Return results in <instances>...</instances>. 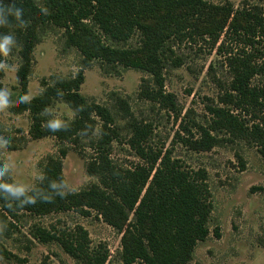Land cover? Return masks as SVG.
I'll return each instance as SVG.
<instances>
[{
    "label": "rangeland",
    "instance_id": "obj_1",
    "mask_svg": "<svg viewBox=\"0 0 264 264\" xmlns=\"http://www.w3.org/2000/svg\"><path fill=\"white\" fill-rule=\"evenodd\" d=\"M37 1L42 5L43 0ZM208 1L217 4L226 0ZM230 1L235 8L258 5V16L240 18V34L222 33L214 44L207 33L193 38L188 34L217 29L223 18L192 11L182 24L187 29L186 36L171 40L173 52L168 53L170 58L165 67L155 65L162 90L173 94L176 100L175 108L170 103L141 96L144 84L153 90L161 87L151 71L102 56L94 57L85 68L80 88L81 94L108 108L114 118L109 126L113 130L115 127L117 135L106 155L113 162L120 183L128 181L136 170L148 173L149 164L130 143L135 124L152 130L146 141L155 149L171 148L173 157L185 166L207 171L213 202L210 234L198 243L193 259L187 264H264V156L252 133L253 125L264 128V94L259 96L262 105H238L240 95L230 87L236 59L248 57L253 65H264V0H246L244 4V0ZM179 13L170 14L173 27L177 26ZM165 14L166 9L160 16ZM64 19L50 24L34 48L28 99L41 95L47 84L56 79L74 77L85 60V50L95 49L88 34ZM16 34L12 26L0 29V44L8 40L6 54L0 52L3 69L0 98L4 101L0 105V162L9 169L14 181L29 191L38 185L49 159L58 158L60 149L66 147L64 189L76 192L93 185L104 188L100 174L90 171L91 164H101L104 153L95 145L101 138L104 117L92 115L89 132H81L79 139L70 140L53 134L35 137L32 111H17L20 94L17 70L21 60ZM137 43L138 37H134L125 46ZM175 59H181L182 64L176 66ZM251 84L263 88L264 73L257 74ZM212 107H221L223 117L237 119L243 123L242 127L236 126L235 132L226 128L212 131L220 142L208 149L196 148L202 128L210 127L218 119L209 109ZM44 115L46 122L54 125H64L78 117L77 111L60 98L52 100ZM85 209L82 212L75 207L54 208L45 214L23 209L17 219L8 216L1 224L0 264H81L60 242L41 241L32 234L37 226L69 230L78 225L87 229L91 246L102 244L108 249L105 264H145L140 259L127 263L122 256L123 238L133 212L128 221L112 212L115 222L110 223L96 207ZM215 228L220 236L214 233Z\"/></svg>",
    "mask_w": 264,
    "mask_h": 264
},
{
    "label": "trees",
    "instance_id": "obj_2",
    "mask_svg": "<svg viewBox=\"0 0 264 264\" xmlns=\"http://www.w3.org/2000/svg\"><path fill=\"white\" fill-rule=\"evenodd\" d=\"M257 8L256 4L235 8L230 0L217 4L208 0H43L42 5L37 0H0V29L4 25L15 28L19 43L21 61L17 76L20 94L16 108L17 111H32L35 119L32 129L34 136L53 134L62 139L77 140L82 133L89 132L88 123L93 121L92 115L106 119L101 127V138L95 143L96 148L104 152L101 164H91L90 168L91 172L100 174L104 188L93 185L76 192L64 189L63 158L67 154L66 147L60 149L58 158L49 159L43 177L29 191L21 188L11 177L9 169L0 162V232L1 224L8 216L17 219L18 212L23 209L45 214L54 208L65 210L75 207L85 212V207H96L110 223L115 222L112 212H117L118 217L125 221L133 212L123 238L122 256L125 262L132 263L140 259L145 264L189 263L198 243L206 240L210 234L213 202L207 171L204 168L194 170L185 166L183 161L173 157L171 148L155 149L146 141L152 130L145 125L135 124L130 143L149 164L148 173L136 170L128 181L120 183L115 166L106 155L111 140L117 135L115 127L113 130L109 126L114 123V118L108 108L81 94L84 70L97 56L128 67L146 68L161 87L153 90L144 84L141 96L163 104L170 103L175 108L176 100L173 94L162 90L155 65L165 67L170 58L168 53L173 52L171 40H181L186 36L187 29L182 24L188 20L190 13H213L223 18V23L217 29L206 28L204 32L188 34L189 38H193L207 33L216 44L222 33L240 34L239 19L257 17ZM164 9L166 14L161 17ZM172 11L180 12L176 27H173L174 19L170 16ZM62 19L88 34L94 40L95 49L85 50V60L74 77L56 79L53 84H47L41 95L28 99L34 48L48 26ZM134 37H138L137 45L125 46ZM173 62L176 66L182 64L181 59ZM2 73L0 66V75ZM263 73L264 65H253L248 57L235 60L230 87L240 95L236 101L238 105H262L259 96L264 94V87L257 88L251 82L257 74ZM54 98L63 99L74 108L78 114L77 119L64 125L46 122L44 111L51 106ZM209 109L218 119H214L213 125L208 128L201 127L202 137L196 141V148L208 149L220 142L212 131L226 128L235 132L236 126L242 127L243 123L237 119L223 117L221 107ZM252 133L264 156V128L258 124L253 125ZM5 185L17 191H11ZM214 233L220 236L218 228L214 229ZM32 234L41 241L60 242L81 264H105L109 256L104 245L91 246L89 233L81 225L69 230L37 226Z\"/></svg>",
    "mask_w": 264,
    "mask_h": 264
},
{
    "label": "clouds",
    "instance_id": "obj_3",
    "mask_svg": "<svg viewBox=\"0 0 264 264\" xmlns=\"http://www.w3.org/2000/svg\"><path fill=\"white\" fill-rule=\"evenodd\" d=\"M17 15H19V12L17 13ZM8 43L7 38L4 40L3 44H0V52H4L6 54V50H5V45ZM4 103L3 99L0 98V105H2ZM6 188H8L11 191H17L16 189H12L10 185H5ZM22 191V189L20 190Z\"/></svg>",
    "mask_w": 264,
    "mask_h": 264
}]
</instances>
